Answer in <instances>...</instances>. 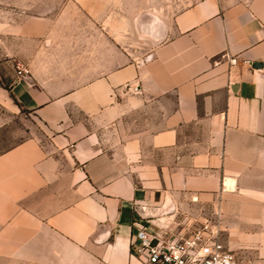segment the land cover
Here are the masks:
<instances>
[{
	"label": "crops",
	"instance_id": "1",
	"mask_svg": "<svg viewBox=\"0 0 264 264\" xmlns=\"http://www.w3.org/2000/svg\"><path fill=\"white\" fill-rule=\"evenodd\" d=\"M51 13L0 21V264H139L136 221L264 264V0L142 11L144 59Z\"/></svg>",
	"mask_w": 264,
	"mask_h": 264
},
{
	"label": "rangeland",
	"instance_id": "2",
	"mask_svg": "<svg viewBox=\"0 0 264 264\" xmlns=\"http://www.w3.org/2000/svg\"><path fill=\"white\" fill-rule=\"evenodd\" d=\"M196 0H0V21L21 22L27 16L37 15L44 10H53L50 16H63L68 23L79 19V23L88 27L90 34H105L108 28L118 32L120 53L128 47L136 59H144L146 47L138 39L136 32L132 36L134 21L142 11L162 12L167 17L185 10ZM89 34V35H90ZM129 37V38H128ZM129 41V42H127ZM124 49V50H123ZM9 134L0 136V147L8 146V139L17 134L16 128Z\"/></svg>",
	"mask_w": 264,
	"mask_h": 264
},
{
	"label": "built area",
	"instance_id": "3",
	"mask_svg": "<svg viewBox=\"0 0 264 264\" xmlns=\"http://www.w3.org/2000/svg\"><path fill=\"white\" fill-rule=\"evenodd\" d=\"M230 64H235V60H230ZM16 68L18 77L28 76L25 68L19 64ZM134 227L131 243L139 264H242L208 225L194 227L185 234H151L141 221H136Z\"/></svg>",
	"mask_w": 264,
	"mask_h": 264
}]
</instances>
